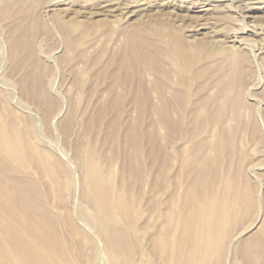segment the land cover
<instances>
[{
	"label": "rangeland",
	"instance_id": "374dc122",
	"mask_svg": "<svg viewBox=\"0 0 264 264\" xmlns=\"http://www.w3.org/2000/svg\"><path fill=\"white\" fill-rule=\"evenodd\" d=\"M0 156L50 212L1 215L46 234L14 264H245L264 228V0H4Z\"/></svg>",
	"mask_w": 264,
	"mask_h": 264
},
{
	"label": "bare ground",
	"instance_id": "6f19581e",
	"mask_svg": "<svg viewBox=\"0 0 264 264\" xmlns=\"http://www.w3.org/2000/svg\"><path fill=\"white\" fill-rule=\"evenodd\" d=\"M3 2H4V0H0V5ZM15 30H16L15 28L13 30H11V33L14 32ZM29 34H30V32H28L27 30L21 31L18 34L16 32L11 34L10 39H11V50H12L11 56H12V60H17V62L20 61V63H21V61L25 60V56H21V51H22V46L25 44V43H23V41L30 42ZM237 41H239V40H236V42ZM185 42H186L185 40L182 41V39H179L176 42V45L174 47L176 49L181 47L182 50L185 47L188 50L187 46H189V45L187 43L185 44ZM239 42H241V41H239ZM241 43H243V42H241ZM185 45H187V46H185ZM172 46L173 45L171 44L170 47H172ZM231 46H233V45H231ZM231 46L230 47H226L227 49L222 50L221 52L226 55L227 59L230 60L231 63H233V59H234L235 62H237L238 56H239V54H242L241 53L242 51H240L238 49L239 46H235L234 45L233 48ZM174 47H173V49H174ZM221 48H223V46ZM28 58H30V56ZM116 87H117V84H113L112 86H110L111 92ZM231 93H235L237 96H241L240 92H237V93L235 92V87H233L232 90H228L227 89L225 96L228 95V94H231ZM167 101H168L167 104L171 105V102L168 99H167ZM203 109L204 108H202L201 106H200L199 110L194 108L193 111H192L193 115H196L199 112L201 114V111H203ZM182 121H184V120H182ZM186 122H187V119H186ZM179 134H180L181 140L185 144H187V142H188L187 138L191 136L190 132L182 131V132H179ZM196 135L197 134H195V136ZM198 146H199V148L202 147L201 145H198ZM169 147L170 148H175V142L172 141L171 139L169 141ZM176 150H181V148H178ZM179 153H180V151H179ZM181 153H182V156H183L182 150H181ZM3 159L4 158L0 156V190L5 192L4 197L0 196V234L3 233V231L5 230V235H6L7 242H10L12 247L16 250L15 251L16 252L15 253L16 258L14 259V257H13L14 255H11L10 258H8L9 259V264H14L15 261L17 259H20V258H30V257L37 258L41 251L35 246V242L43 241V239L46 236V234H45L43 229L36 227V225L34 226V224L33 225L32 224L25 225L22 228V232H21L13 224H9L10 222L7 223V221L3 220V217H1V215L2 214H8L10 216L11 220H15V221L19 222V218L22 216V213L23 214H28L33 222H35V223L37 222L38 223V221H39V224L41 223V225H43V223L41 221L44 222L45 218L42 215L38 214L39 212L36 213L34 210H37V211L39 210L44 215V213L46 211L43 212L41 210H43V209L47 210V206L44 205L45 203H42L43 200L39 196V193H38L39 190L36 189L38 191L37 192L38 195H34L33 194V193L36 194V191H32V194L34 196H36V197L39 196L38 198H40L41 202H39V200H37L36 197H35L36 199L34 197H32L31 193H29L30 195L27 194L29 192L28 188H30V187L33 188L32 186H34L35 184L29 187L28 185H30V184H29L28 180H23V177H22V180H18L17 178L20 179V176L19 177L17 176L16 177L17 180H16L13 176H8L6 174L7 171H9L8 170V162L3 161ZM30 179H29V181H30ZM32 181H34L36 183L35 179H33V178H32ZM32 181H30V183ZM32 184H33V182H32ZM38 185H39V183L38 184L36 183V186H38ZM33 189H35V188H33ZM22 191H24L25 194ZM21 192L24 194V197L22 195L24 200L22 198V201H16L17 197H15V194H16V196H18L17 194L21 195ZM18 197L20 198L21 196H18ZM9 201H11V202H9ZM10 203L13 204L14 208H12ZM42 204L45 207H43ZM18 210H19V212H18ZM47 212L44 215L45 217H46ZM49 213L50 212H48L47 215H49ZM47 217H46V219L50 220ZM42 218H44V220ZM53 219L54 218H52V220ZM44 224L46 225L48 223L44 222ZM44 228H45V226H44ZM24 232L28 233V235H29L28 239L26 237H24V235H25ZM40 234L42 236V240H41ZM51 236H53V235L51 234ZM253 236L254 237H252V238H250V237L247 238L244 241V243H243L242 250H243L244 255H242V256L244 257V263L245 264H261L262 260H263V263H264V228L260 229L259 232L254 234ZM30 237H31V239H30ZM113 237H114V235L112 234V238ZM254 239L257 242V253L256 254H253V248L251 247V243L254 241ZM3 245H4L3 242L0 241V250L2 249ZM113 248L115 249L114 252H118V253L120 252V251L117 250V248L115 246Z\"/></svg>",
	"mask_w": 264,
	"mask_h": 264
}]
</instances>
